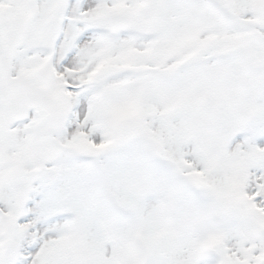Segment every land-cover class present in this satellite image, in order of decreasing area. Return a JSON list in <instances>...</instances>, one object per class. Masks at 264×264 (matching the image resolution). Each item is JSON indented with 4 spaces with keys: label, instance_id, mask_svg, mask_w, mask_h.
I'll return each mask as SVG.
<instances>
[{
    "label": "snow or ice",
    "instance_id": "6c2138e0",
    "mask_svg": "<svg viewBox=\"0 0 264 264\" xmlns=\"http://www.w3.org/2000/svg\"><path fill=\"white\" fill-rule=\"evenodd\" d=\"M0 264H264V0H0Z\"/></svg>",
    "mask_w": 264,
    "mask_h": 264
}]
</instances>
